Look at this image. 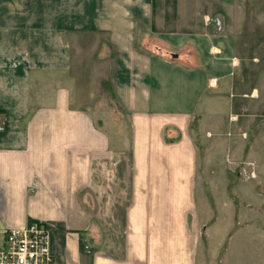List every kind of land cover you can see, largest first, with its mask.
<instances>
[{"label": "crops", "instance_id": "crops-1", "mask_svg": "<svg viewBox=\"0 0 264 264\" xmlns=\"http://www.w3.org/2000/svg\"><path fill=\"white\" fill-rule=\"evenodd\" d=\"M253 47L264 0H0V250L38 222L57 264H256Z\"/></svg>", "mask_w": 264, "mask_h": 264}, {"label": "built area", "instance_id": "built-area-1", "mask_svg": "<svg viewBox=\"0 0 264 264\" xmlns=\"http://www.w3.org/2000/svg\"><path fill=\"white\" fill-rule=\"evenodd\" d=\"M213 53L218 55L217 49ZM233 67L239 65L236 59L232 60ZM6 128L0 126V133ZM254 178V174H251ZM88 254L90 249L85 247ZM0 264H57L51 252L48 231L45 225L30 222L25 228L9 230L6 233L5 246L0 250Z\"/></svg>", "mask_w": 264, "mask_h": 264}, {"label": "rangeland", "instance_id": "rangeland-1", "mask_svg": "<svg viewBox=\"0 0 264 264\" xmlns=\"http://www.w3.org/2000/svg\"><path fill=\"white\" fill-rule=\"evenodd\" d=\"M262 49L264 50V48H255V47H253V48H241V49L237 48L236 56H237V58L238 57L240 58V55H241V57H245V55L242 54L243 53L242 51H244L246 53L247 51L249 52V50H252L253 52L251 53V57H253V56H255V54L257 52H259ZM248 57H250V56H248ZM219 90L220 89L218 88V89H215L213 91L218 92ZM211 102H213V98L212 97L207 98V96H205L203 98V101L201 102L199 108L197 109V113L201 117H204L205 120L207 119V116H209L211 113H213V110L210 109V107H209V104H211ZM221 162L224 164V166H226V163H227L226 159L222 158ZM244 166H248L251 169H253V167H254V165H252V164H247ZM216 199L222 200L218 197H216ZM263 202L258 204L256 207L248 208V210H247V213L249 216L254 215V214H257V216H258V221L254 222L252 224H249V226L245 229V231L248 233L249 232L255 233L257 231V236L254 239V241L251 243V240H248V242H247L249 244L248 249L253 252V255H252L253 260L258 259L256 264H264V203ZM122 205H125V201H123ZM200 205H201V202H200ZM122 208L123 207H121V208L119 207V211H118V215L120 218V221H119L120 226H122V214H123ZM250 237H252V236H249V238ZM218 240H215V243ZM250 244H253V245H250ZM250 247H251V249H250ZM255 252H257V254H255ZM248 254L250 255V253H248Z\"/></svg>", "mask_w": 264, "mask_h": 264}]
</instances>
